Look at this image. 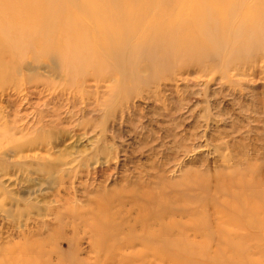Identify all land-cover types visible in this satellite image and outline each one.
I'll return each mask as SVG.
<instances>
[{
    "label": "rangeland",
    "instance_id": "obj_1",
    "mask_svg": "<svg viewBox=\"0 0 264 264\" xmlns=\"http://www.w3.org/2000/svg\"><path fill=\"white\" fill-rule=\"evenodd\" d=\"M93 1L0 30V264H264V0L62 37Z\"/></svg>",
    "mask_w": 264,
    "mask_h": 264
},
{
    "label": "bare ground",
    "instance_id": "obj_2",
    "mask_svg": "<svg viewBox=\"0 0 264 264\" xmlns=\"http://www.w3.org/2000/svg\"><path fill=\"white\" fill-rule=\"evenodd\" d=\"M9 1L17 2V7H10L6 5ZM108 1L109 0H96V6L92 7H97V11L89 12V16H87L88 19H93L94 21L90 20L89 22L85 23L80 17H77L74 14L68 17L64 16L66 26L65 28L59 27V31L60 29L63 31V35L61 36H68L67 39L72 41L71 38L73 35V30L78 28L79 31H82V34H84V32L86 31L89 32L93 37L99 36V39H102V36H106L107 33L102 29L97 30V25L99 26L103 24L107 25L108 28L112 27L115 34L122 28H128L129 32L131 33V28L133 29L137 27V30L139 26L143 27L144 21H146L147 19H151V16L157 18V13L155 12V10H152L154 6L150 7V2L146 4V0H126V2H115L114 0H111V3H109ZM206 1L211 5L213 9L215 8L218 16H222L221 20L222 22H224V15L228 13L230 0ZM53 2L54 0H45V2H43V0H36L35 2L33 0H29V2H27V5H24V3L26 4V0H0V30L3 26L6 28L7 25H10L8 23L14 25L16 24L15 26L17 28L20 24H23L24 26H26L23 29L28 30V33L32 34L33 39H35L36 37L37 39H42V41L45 42H47L48 40L50 41L54 36V39H58L59 37L56 36L57 33L55 32L58 28V25L57 21L54 20L58 19L59 16H62L63 12H55L53 8ZM91 2L94 1L91 0ZM93 15H96L97 17ZM185 15H188V13H185ZM95 19L97 20V22L95 21ZM36 22H38L36 26H31ZM146 26L144 27L147 28ZM149 26H151V23L148 24V27ZM13 27L10 28V33ZM94 27L97 31H92ZM195 30H197V27L195 28ZM69 31H71L72 33ZM7 35V31H4L3 35L0 34V43L2 42L3 38H6ZM29 250L33 251L32 247Z\"/></svg>",
    "mask_w": 264,
    "mask_h": 264
}]
</instances>
